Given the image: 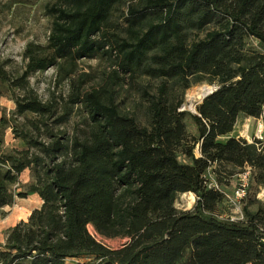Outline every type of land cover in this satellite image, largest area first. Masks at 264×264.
<instances>
[{"label": "trees", "instance_id": "16d2710c", "mask_svg": "<svg viewBox=\"0 0 264 264\" xmlns=\"http://www.w3.org/2000/svg\"><path fill=\"white\" fill-rule=\"evenodd\" d=\"M49 10L48 41L26 45L24 71L12 77L0 63V88L22 91L17 113L28 126L16 130L26 146L8 149L12 120L0 117V210L17 196L42 200L7 230L0 264H264V141L230 135L264 106V0H56ZM97 54L110 70L86 88L78 61ZM52 66L70 87L63 101L30 85ZM206 77L217 88L197 113L180 110ZM128 86L146 123L121 103ZM72 115L81 124L69 131L61 126ZM26 169L33 179L16 193ZM244 173L243 218L222 217L223 185ZM186 192L196 202L179 211ZM89 225L127 241L109 247Z\"/></svg>", "mask_w": 264, "mask_h": 264}, {"label": "rangeland", "instance_id": "374dc122", "mask_svg": "<svg viewBox=\"0 0 264 264\" xmlns=\"http://www.w3.org/2000/svg\"><path fill=\"white\" fill-rule=\"evenodd\" d=\"M56 0H0V63H4L5 68L8 70L12 77L20 75L25 68L26 59L23 56L24 49L29 42L46 43L50 34L51 21L53 16L49 10ZM126 9V6L123 8ZM251 45L258 47V42L254 39L250 40ZM110 59L106 56L97 54L92 57L82 58L78 61V71L89 74L87 79L86 88H91L96 85L101 78L104 77L105 71L110 70ZM78 72V73H79ZM143 82H148L151 88L155 89L158 81L153 79H142ZM31 87L38 93L39 97L44 101L50 99L62 100L66 99L70 91L67 81L58 82L57 71L54 66L48 68L44 72H38L29 78ZM204 86H210L214 90L218 86L217 82H211L207 77L198 83L193 84L184 94V103L181 109L188 110L192 113L186 104L188 102L189 94L191 91L200 90ZM15 94H22V91L17 89L15 93L0 88V117L4 114L9 117L12 122L5 134L4 146L8 149L17 148L22 149L26 146L24 141L18 136L20 133L16 130L26 129L28 126L25 116L17 113V103ZM120 100L122 105L129 111H136L142 123H146L143 116V103L139 92L133 88L125 87L121 91ZM203 100H196L197 105ZM63 101V100H62ZM140 105V106H139ZM60 111L58 112V115ZM57 115V116H58ZM31 117V114H28ZM81 124V118L78 115H72L63 126V128L71 131L73 127ZM187 126L190 133H195L196 126L190 117L187 118ZM257 121L254 117H247L241 115L230 135L242 136L248 140L256 137ZM264 136V135H263ZM264 141V139H263ZM196 154L199 155L198 149ZM181 161H186L184 155H180ZM209 178L213 179L214 174L209 173ZM31 171L26 169L20 177V184L13 187L16 193L25 189V184L32 181ZM242 182V174L232 176L229 181L224 184L223 190L226 194L225 199L219 206V213L222 217H231L233 219L243 218L242 203L238 197L237 191ZM258 198L264 202V186L260 187ZM196 202L191 206L187 204V197L182 193L178 196L175 206L179 211H186L192 209ZM40 205V198L35 194L28 197H16L15 203L10 205V211L0 210L1 221L9 212H15L19 217H29V212L35 207ZM256 207L253 206V209ZM16 218V219H18ZM7 230L4 233L7 236ZM89 231L94 234L98 241L103 244L118 248L121 247L127 239L125 238H106L97 233L92 225H89ZM0 232V240L2 239ZM6 241V240H5ZM0 243V249L3 248ZM87 258L72 259L70 262L85 261Z\"/></svg>", "mask_w": 264, "mask_h": 264}, {"label": "crops", "instance_id": "0c3cea01", "mask_svg": "<svg viewBox=\"0 0 264 264\" xmlns=\"http://www.w3.org/2000/svg\"><path fill=\"white\" fill-rule=\"evenodd\" d=\"M35 193H33V194H30V195H28V196H32V195H34ZM36 196H38L37 194H35ZM27 196V197H28ZM39 197V196H38ZM40 198V197H39ZM42 204V200H41V198H40V205ZM40 205L39 206H35L34 208H37V207H40ZM10 205H8V206H6V207H4L3 209H1V210H3V211H10ZM33 208V209H34ZM32 209V210H33ZM31 210V211H32ZM31 211L29 212V215H30V213H31ZM16 218H18V215H17V213H15L14 211L13 212H9V213H7V215L4 217V219L1 221V223H0V232H2L3 231V234H1V236H2V239L0 240V243H2V244H4L5 243V240H6V235L4 234L5 232H6V229H9L10 227H13V226H15L17 223H19L20 221H22V220H24V221H26L27 219H28V217H19L18 219H16Z\"/></svg>", "mask_w": 264, "mask_h": 264}, {"label": "built area", "instance_id": "2783aa9c", "mask_svg": "<svg viewBox=\"0 0 264 264\" xmlns=\"http://www.w3.org/2000/svg\"><path fill=\"white\" fill-rule=\"evenodd\" d=\"M216 88H214V90ZM256 121H257L256 138L259 140H263L264 139V136H263L264 135V106L262 108L260 116L256 118ZM215 185H216V187H218L217 184H215ZM247 186H248V173H244V174H242V182H241L240 187L237 191L239 199H242L246 195ZM0 223H1V219H0ZM92 235L94 236V234H92Z\"/></svg>", "mask_w": 264, "mask_h": 264}, {"label": "bare ground", "instance_id": "6f19581e", "mask_svg": "<svg viewBox=\"0 0 264 264\" xmlns=\"http://www.w3.org/2000/svg\"><path fill=\"white\" fill-rule=\"evenodd\" d=\"M210 91H211L210 86H204L199 91L198 90L191 91L189 94V98H188V102L186 106L192 111H195L196 110V100L202 99L205 96V94H207ZM183 194L187 197L188 206H191L194 203L195 194L193 192H186Z\"/></svg>", "mask_w": 264, "mask_h": 264}, {"label": "water", "instance_id": "95a60500", "mask_svg": "<svg viewBox=\"0 0 264 264\" xmlns=\"http://www.w3.org/2000/svg\"><path fill=\"white\" fill-rule=\"evenodd\" d=\"M213 91H214V90H213V89H211V91H210V92H208L207 94H205V96L203 97V99H204L206 96H208L209 94H211ZM181 110H185V109H181ZM194 113H197V110H196Z\"/></svg>", "mask_w": 264, "mask_h": 264}]
</instances>
